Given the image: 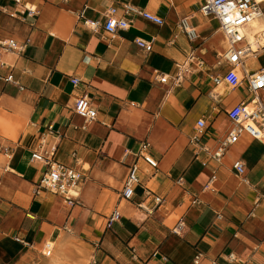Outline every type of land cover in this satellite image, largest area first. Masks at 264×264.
I'll return each mask as SVG.
<instances>
[{
    "label": "crops",
    "instance_id": "obj_1",
    "mask_svg": "<svg viewBox=\"0 0 264 264\" xmlns=\"http://www.w3.org/2000/svg\"><path fill=\"white\" fill-rule=\"evenodd\" d=\"M26 1L37 15L12 17L6 11L20 7L0 0V36L28 40L23 52L4 51L0 61V264H264V143L241 136L213 189L207 187L212 165L204 167L190 144L204 117L202 142L215 147L232 128L227 110L252 98L246 79L236 88L214 82L227 69L216 67L227 44L217 20L201 14L203 0ZM124 3L164 23L135 16L114 38L85 23H102L111 6L121 10ZM183 17L196 27V40L179 28ZM137 38L152 41L153 50L140 48ZM263 55H249L244 69L264 68ZM179 66L180 83L159 81ZM10 73L23 88L5 80ZM72 76L81 79L78 87ZM82 93L98 111L85 130L73 127L84 123L73 111ZM259 97L264 102V90ZM43 136L48 149L57 144L56 160L86 174L71 200L36 192L44 165L31 157ZM141 140L159 162L156 171L142 163L144 181L163 196L159 205L144 185L132 200L119 195L127 172L121 158ZM238 159L244 175L233 169ZM47 240L55 257L43 254Z\"/></svg>",
    "mask_w": 264,
    "mask_h": 264
},
{
    "label": "built area",
    "instance_id": "obj_2",
    "mask_svg": "<svg viewBox=\"0 0 264 264\" xmlns=\"http://www.w3.org/2000/svg\"><path fill=\"white\" fill-rule=\"evenodd\" d=\"M11 1L20 7L13 12L4 9L12 17H16L18 13L22 16L27 15L30 17L38 14L37 8L26 0ZM200 12L205 17H212L217 20L227 44L225 50L219 54L216 64L217 69L222 67H226L227 69L224 73H219L214 76V82L217 84L225 82L228 86L236 88L241 86L246 79L248 91L252 95L249 101L243 100L227 110L232 128L215 147H209L202 142L203 135L208 127L205 118L202 117L196 122L195 130L190 137V144L197 148L196 158L201 161L204 167L212 165V176L207 187L213 189L211 184L217 179L218 169L227 150L236 144L241 136L247 134L264 143V102L259 97V92L264 90V68L253 73H249L244 69L245 59L249 55H257L260 51H264V27L254 34V42L250 41L246 32V29L254 19L261 18L264 22V0H203ZM80 15L83 17L84 12L82 11ZM135 16H141L158 25L164 23V19L161 16L135 6L132 3H124L121 10L117 6H111L105 13V19L102 23L99 20L88 19H85V23L91 26L95 32L102 30L103 34L109 38H114L120 31L130 28ZM179 28L190 41L198 38L197 29L190 23L188 17L180 19ZM136 43L146 52L153 50L152 41L137 38ZM253 44L255 48H253ZM27 46L28 40L19 42L14 38L0 36V61L4 51L23 52ZM198 64L202 65L204 61L199 60ZM178 69L177 74L173 76L164 74L159 78V81L165 84L170 82H173V84L180 83L183 75L180 66ZM242 71L245 76L242 74ZM5 80L7 82H15L20 88H23L15 80L13 73L6 76ZM71 81L75 87H78L81 83V79L77 76H72ZM73 111L76 115L84 119L83 125H73L76 129L80 127L85 130L90 122L98 118V111L92 104L91 98L87 93H82L76 98ZM49 130L54 131V127L51 126ZM54 133L58 136L61 135L59 131ZM46 145L47 139L46 136H43L40 140L39 147L32 151L31 160L44 165L43 174L37 185L36 192L39 193L40 190H47L53 193L63 194L71 200L70 197L78 196L74 192L83 182L86 174L84 170L54 158L57 144L50 146L49 149ZM151 147L152 145L148 140H141L136 149L127 148L124 151L121 163L126 166L127 172L119 191L121 198L132 200L136 195L137 187L144 185L145 195L150 196L154 194L153 200L155 204L159 205L162 203L163 196L153 192L143 179V174L146 173V170L142 163H145L153 171L159 168V162L152 154ZM72 155L78 161L76 154L73 153ZM233 169L236 174L244 175L246 165L243 160L238 159L233 163ZM140 207L147 210L143 204ZM117 215V213L111 214V221ZM16 240L28 244L20 237H16ZM53 247V241H45L43 254L51 256ZM198 260L199 255L196 257L195 262H198Z\"/></svg>",
    "mask_w": 264,
    "mask_h": 264
},
{
    "label": "bare ground",
    "instance_id": "obj_3",
    "mask_svg": "<svg viewBox=\"0 0 264 264\" xmlns=\"http://www.w3.org/2000/svg\"><path fill=\"white\" fill-rule=\"evenodd\" d=\"M264 27V22L261 18H256L254 19L251 24L249 25V27L246 29V32L248 34V37L250 39L251 42H254L255 40V36L254 34L256 32H258L261 28ZM249 29H251L250 31H248ZM254 36V37H253ZM253 48H255V45L253 44ZM78 191H75L74 194H78Z\"/></svg>",
    "mask_w": 264,
    "mask_h": 264
},
{
    "label": "rangeland",
    "instance_id": "obj_4",
    "mask_svg": "<svg viewBox=\"0 0 264 264\" xmlns=\"http://www.w3.org/2000/svg\"><path fill=\"white\" fill-rule=\"evenodd\" d=\"M204 24H205V26L207 27V28H209V29H212V28H214L215 27V23L214 22H212V21H208V20H206L205 22H204ZM260 63H264V55L261 57V59H260ZM122 187V185L120 186V188ZM79 190V189H78ZM119 197V195H117V198ZM55 254H56V252H54L53 253V255H52V257H55ZM89 260H87V262H88Z\"/></svg>",
    "mask_w": 264,
    "mask_h": 264
}]
</instances>
